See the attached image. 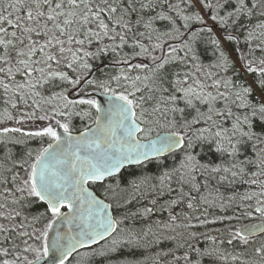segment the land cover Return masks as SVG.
Instances as JSON below:
<instances>
[{
	"label": "snow or ice",
	"instance_id": "obj_1",
	"mask_svg": "<svg viewBox=\"0 0 264 264\" xmlns=\"http://www.w3.org/2000/svg\"><path fill=\"white\" fill-rule=\"evenodd\" d=\"M0 89V264H264V0H0Z\"/></svg>",
	"mask_w": 264,
	"mask_h": 264
},
{
	"label": "trees",
	"instance_id": "obj_2",
	"mask_svg": "<svg viewBox=\"0 0 264 264\" xmlns=\"http://www.w3.org/2000/svg\"><path fill=\"white\" fill-rule=\"evenodd\" d=\"M194 27H195V25H194ZM238 47H240V48L244 47L243 37H241ZM200 53H201V57H202V60H203V62L205 64V66H207L208 64H210L213 61V55H212L211 47L208 46L207 44H202L201 45ZM237 71H240L239 66H237ZM231 78L236 79L235 73H231ZM237 82H240V81L238 80ZM0 93H2V89H0ZM3 108H4V105L2 103H0V111H3ZM36 146H37V142H33V147H36ZM175 162H176V158L175 157H170L166 161V164L168 166H171ZM148 168H149V174H151V175H156L158 173V171H159V169L157 168L156 165H150V166H148ZM125 175H127V174L125 173ZM236 189L238 191L242 192L244 190V186L237 185ZM221 191L225 192V195H228V194L231 193L232 189L225 190V189L221 188ZM135 207H139V205H136ZM213 211H216V210H213ZM249 222L257 223L258 220H253V221H249ZM237 226H239V225H237ZM223 227H224L223 225H219L218 224V225L214 226L213 230L214 231L217 230V229L222 230Z\"/></svg>",
	"mask_w": 264,
	"mask_h": 264
},
{
	"label": "rangeland",
	"instance_id": "obj_3",
	"mask_svg": "<svg viewBox=\"0 0 264 264\" xmlns=\"http://www.w3.org/2000/svg\"><path fill=\"white\" fill-rule=\"evenodd\" d=\"M237 66H239V65H237Z\"/></svg>",
	"mask_w": 264,
	"mask_h": 264
}]
</instances>
